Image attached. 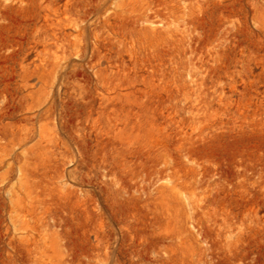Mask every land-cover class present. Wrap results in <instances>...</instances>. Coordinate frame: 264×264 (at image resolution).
Instances as JSON below:
<instances>
[{
    "label": "rangeland",
    "instance_id": "obj_1",
    "mask_svg": "<svg viewBox=\"0 0 264 264\" xmlns=\"http://www.w3.org/2000/svg\"><path fill=\"white\" fill-rule=\"evenodd\" d=\"M0 264H264V0H0Z\"/></svg>",
    "mask_w": 264,
    "mask_h": 264
}]
</instances>
